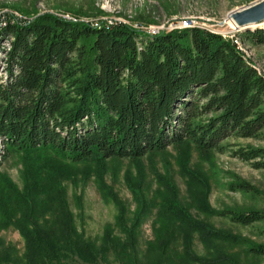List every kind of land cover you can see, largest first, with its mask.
<instances>
[{
    "label": "trees",
    "instance_id": "trees-1",
    "mask_svg": "<svg viewBox=\"0 0 264 264\" xmlns=\"http://www.w3.org/2000/svg\"><path fill=\"white\" fill-rule=\"evenodd\" d=\"M6 15L0 24L1 160L48 155L74 165L135 160L185 142L202 153L223 152L222 142L230 136L264 140V76L220 34L200 28L153 34L51 12ZM246 36L264 45V27ZM233 154L264 169V147ZM47 173L40 183L29 182L37 190L33 194L30 188L27 193L1 188L0 220L10 221L16 210L28 218L60 209L65 230L53 235L38 226L29 232L30 262L62 264L71 256L96 262L101 256L95 249L72 236L67 207L59 201L60 172ZM8 199L20 209H9ZM166 210L188 223L182 210ZM221 215L243 226L264 220L258 210ZM250 252L264 255V246Z\"/></svg>",
    "mask_w": 264,
    "mask_h": 264
},
{
    "label": "rangeland",
    "instance_id": "rangeland-1",
    "mask_svg": "<svg viewBox=\"0 0 264 264\" xmlns=\"http://www.w3.org/2000/svg\"><path fill=\"white\" fill-rule=\"evenodd\" d=\"M257 1L0 0V24L7 12L19 17L51 12L94 24L125 23L153 33L172 31L169 26L187 18L194 20L193 26L175 30L200 28L230 39L264 76V45H254L246 36L255 29L222 24L232 11ZM222 144L223 152L202 153L185 142L135 160L74 165L48 155L31 160L13 155L0 158V189L11 185L17 193L30 188L33 194L37 190L29 182L40 183L45 173L60 172L59 201L67 207L72 236L101 256L96 262L71 256L62 264H264V255L250 252L251 247L264 246V220L243 226L221 215L228 210L264 212V169L233 154L239 148L264 147V140L230 136ZM244 183L252 189L242 188ZM8 200L9 209H20ZM166 208L182 210L188 223L168 215ZM57 211L62 213L43 209L27 218L16 210L10 221L0 220V264H34L26 238L38 226L53 235L63 231ZM167 241L162 252L161 244ZM40 258L37 254L36 260Z\"/></svg>",
    "mask_w": 264,
    "mask_h": 264
},
{
    "label": "water",
    "instance_id": "water-1",
    "mask_svg": "<svg viewBox=\"0 0 264 264\" xmlns=\"http://www.w3.org/2000/svg\"><path fill=\"white\" fill-rule=\"evenodd\" d=\"M235 24V28H246L264 22V0H259L251 5L232 11L229 16ZM227 20L223 21L225 24Z\"/></svg>",
    "mask_w": 264,
    "mask_h": 264
},
{
    "label": "bare ground",
    "instance_id": "bare-ground-1",
    "mask_svg": "<svg viewBox=\"0 0 264 264\" xmlns=\"http://www.w3.org/2000/svg\"><path fill=\"white\" fill-rule=\"evenodd\" d=\"M227 21H228V25H229L230 27L234 28L235 24H234V22L232 21V19L228 17V20H227ZM180 22H192V23H189L188 25H183V27H181V28H187V27H192V26H193L194 20L185 18V19H182ZM173 23H174V22H173ZM263 27H264V22L261 23V24L253 25V26L246 27V28L257 29V28H263ZM172 29L175 30V28H172ZM176 29H177V28H176ZM153 33H155V32H153Z\"/></svg>",
    "mask_w": 264,
    "mask_h": 264
},
{
    "label": "built area",
    "instance_id": "built-area-1",
    "mask_svg": "<svg viewBox=\"0 0 264 264\" xmlns=\"http://www.w3.org/2000/svg\"><path fill=\"white\" fill-rule=\"evenodd\" d=\"M189 23H192V22H178L177 24H174V25H171L169 26V28H181L183 27V25H188ZM153 32H157L158 30H151Z\"/></svg>",
    "mask_w": 264,
    "mask_h": 264
}]
</instances>
